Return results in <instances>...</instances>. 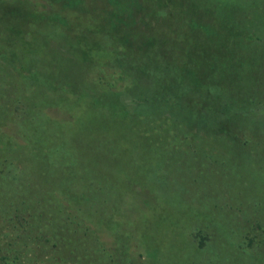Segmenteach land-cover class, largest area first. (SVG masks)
<instances>
[{
    "label": "rangeland",
    "instance_id": "374dc122",
    "mask_svg": "<svg viewBox=\"0 0 264 264\" xmlns=\"http://www.w3.org/2000/svg\"><path fill=\"white\" fill-rule=\"evenodd\" d=\"M74 1L0 0V264H264V0Z\"/></svg>",
    "mask_w": 264,
    "mask_h": 264
},
{
    "label": "trees",
    "instance_id": "16d2710c",
    "mask_svg": "<svg viewBox=\"0 0 264 264\" xmlns=\"http://www.w3.org/2000/svg\"><path fill=\"white\" fill-rule=\"evenodd\" d=\"M73 3H75L74 0H73ZM193 3H196L195 0L193 1ZM208 10H211V9H208ZM195 14H197V12H195ZM194 46H195V44H194ZM197 47L191 48L190 51L188 50L189 51L188 56L190 58L200 57V59H203V56H207L210 54V51H208V49L207 50L202 49L203 47L201 45H197ZM191 52H193V53H191ZM215 53H216V51H215ZM215 53H214V55H215ZM194 61H195V63L197 62L196 60H194ZM200 62H202V61L200 60ZM259 74L261 77V79H260L261 81L260 80H258V81L264 85V79H262V77L264 78V71H261L259 69ZM183 89L184 90L187 89L189 91V93L190 92L201 93V90H198L196 88L195 83H193V81H189V82H187V84L183 82ZM206 89L212 95L213 86L209 85L206 87ZM215 90H216V88H215ZM170 98H171V100H173L174 96L171 95ZM223 110H226L228 112V111H230V107L223 108ZM200 119L203 120L204 118H202V115H201V118H200V115H197V120H200ZM12 168L16 169L15 166H12ZM14 172L17 173L16 171H14ZM33 189H34L33 187H30L27 189H26V187H22L20 191L16 190L14 192H9V194L4 193V192L2 194H0V203H2L0 207L4 206V208L5 207L7 208L6 212H4L2 219L0 220V223L3 225L9 224L11 227L15 228V231H16L15 239H14V237H12L11 240H7L5 242L4 251H6V255L1 257L2 259L5 260V262H10V263L15 262V260H16L15 256L12 258L10 256H7L8 251H15L16 250L14 248V246L17 247L20 244L26 245V241L28 238L37 239L38 237H41V235H42L40 232H42V228L45 224V220H44V218H40V217H42L41 215H42V213H44L42 210H44L43 208L45 207V203L44 202L41 203L42 199L39 197L44 192L46 193L47 191H45V189H44L43 191H41V194H40V191L33 190ZM37 192H39V193H37ZM21 194H22V198L20 199L19 196ZM26 196H30V197H28L27 201L25 200ZM31 197H33V198L30 199ZM15 198H17L18 200ZM25 201L27 203L30 202V204H27ZM28 205H31V206H28ZM36 212H39L38 218L37 217L34 218V216H35L34 214H36ZM24 214L31 215V220H30V223H32L31 227H29L28 224L26 225V220L24 218V216H25ZM30 233H33V235H35V236L30 237V235H29Z\"/></svg>",
    "mask_w": 264,
    "mask_h": 264
}]
</instances>
